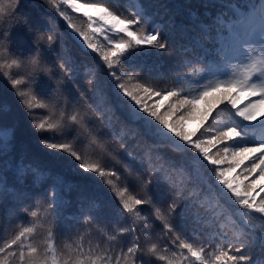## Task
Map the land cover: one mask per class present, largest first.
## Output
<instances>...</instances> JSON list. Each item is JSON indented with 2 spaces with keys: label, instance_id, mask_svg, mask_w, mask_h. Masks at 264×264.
Masks as SVG:
<instances>
[{
  "label": "snow or ice",
  "instance_id": "obj_1",
  "mask_svg": "<svg viewBox=\"0 0 264 264\" xmlns=\"http://www.w3.org/2000/svg\"><path fill=\"white\" fill-rule=\"evenodd\" d=\"M49 2L55 4V0H49ZM63 3L70 5L77 12L84 11V6L78 5L75 0H63ZM88 7L96 10L95 19L87 11H84V14L90 21L88 28L91 31H85L76 25H72V27L83 38V42L87 45V48L98 53L102 58L106 69L114 79L116 96L121 100L129 101L128 107L130 111L127 113L128 118L134 121H143L145 132L148 135L171 139L177 150L192 151L197 154L195 157L197 160L203 158L209 165L214 166L212 169L213 176L218 181V184L222 186V191L229 194L232 200L241 208L248 210L244 214L246 224H250L252 213L259 214V219L262 223L259 226L251 225V227H259L261 235H254L250 242L240 241L238 245L229 242L226 248H221L212 253L214 256L212 264H256L251 254L253 249L259 246L264 250V197H261L257 201L256 197L252 195L253 191H255V180L244 183L240 181V176H245L247 180L248 176L256 173L257 169H259L257 179L264 178V111H256L257 103L264 101V57H253L250 55L258 50L250 42L243 43L240 49L231 57L223 53H218L217 59L224 61L225 64L230 63L233 59L239 58H247L249 62L244 65L243 72L238 78L217 81L214 85H197L189 89L178 86L173 87L171 90L162 89L157 91L155 87L144 83L131 85L130 82L134 78L132 76L128 77V83H123L121 82L122 78L116 75L114 69L125 59L131 57L133 54H140L146 48L163 51L167 49L168 44L163 39L162 31L157 28L151 30L142 29L141 31L134 30L142 23L143 14L139 11L125 15L124 13L117 14L116 11L111 10L103 4H91ZM260 7L264 9V3ZM3 12L4 9L0 8V13ZM60 15L64 16L66 20L69 19L63 11L60 12ZM144 20H147V16H144ZM93 25L98 26L93 27ZM105 31L113 35L110 37L106 36L107 45L101 46L93 39V36L97 33L104 35ZM41 39H43L42 36ZM46 39L51 43L54 38L52 35H48ZM258 42L260 45L259 51H264V32L260 33ZM201 56L203 62L207 65V55L201 53ZM16 63V60L12 61V64ZM68 66L69 61L67 60L59 64V68L66 72V79L72 76V73L67 72ZM131 70L133 72L138 71L135 67H132ZM212 71L210 68L195 69L189 67L185 73V78H191L197 72L201 74V78H205ZM219 71V68L215 70L216 73H219ZM11 84L15 88L19 84V81L13 79ZM89 84L91 85L92 81H89ZM233 89L247 91L250 97L256 99H249L247 105L238 107L235 100L230 98ZM213 92H219L221 95L216 99L212 108H209L205 112L197 130L191 133L186 132L182 124V121L185 119V114L191 115L195 112L197 105L201 101H205ZM17 95L23 98L21 103L29 113L34 107H47V104L43 102L37 103V97L35 95L31 98H27L24 92H18ZM160 95H165L166 99L174 98V102L168 106L169 110L164 113H160L153 107H149L144 99V97ZM218 105H223V107H217ZM229 105L234 111L228 110ZM226 110H228V121H218L216 115ZM88 112L95 113L97 118L103 115L102 106L95 101L86 103L84 109L85 115ZM177 113H180L179 118L169 122L167 117ZM85 115H80L79 113L72 114L69 120L70 122L81 124L85 119ZM209 119L212 121L211 125L205 123ZM253 122H258L261 129L262 134L259 139H252L250 137L249 129L254 127ZM32 126L38 132L56 128V125L51 123L46 124L44 121H33ZM221 128L223 129L222 131L220 130ZM197 132H200L201 136H205L207 133L215 134L206 139H193ZM40 143L48 149L68 154L78 162L77 168L79 170L85 173L96 174L102 181H104L107 175H116L115 173H106L105 169L98 163H90L86 160L80 162L82 157L67 143L50 142L48 139H41ZM216 145L229 146L223 147V155L219 152L213 155L210 152L209 146L215 147ZM7 146L0 145V151H3ZM225 161L228 162L227 167L222 166ZM245 161H250V163L235 177L230 178V174L236 172V169L240 168ZM165 173H168V170L162 164L157 171H151L146 176L140 178L142 181L140 188L145 192L143 197L129 195L128 188L116 190V195L119 197L121 209L125 215L130 216L134 214L138 218L143 219L140 216V206H153L155 219L162 223L166 233L175 234L173 219L178 209H180L181 204L172 200L164 207H157L150 194L153 176L163 175ZM168 174L170 175L171 173ZM104 182L109 186L113 185L112 179H107ZM173 191H177V189L173 188ZM260 191L264 192V187H261ZM58 195L60 194L54 192L48 198V209H51L53 213L60 207V201L57 200ZM22 210L25 212L29 211L28 208H23ZM30 217L37 218V211H31ZM89 219H91L90 216ZM33 231L34 229L32 227H24L15 238L9 243H6L4 247H0V253H5L6 249L17 246L20 249L19 259L23 261V264H101V262L103 264H111L113 259L111 255L105 258L102 255H96L94 252L85 253L83 247L80 245L76 249L69 248L66 258L58 256L50 239L52 236L51 229L48 231L49 240L46 242V247L43 252L38 251V248L32 244L27 246V251L25 252L22 248L23 240H26ZM120 231L124 233L135 231V229L123 228ZM110 239L114 240L115 237H111ZM172 243L177 244L181 250V255H183V250H187L190 256L195 258V261L199 262V264H209L208 259H206L208 253L204 247L196 248L186 240L180 239L179 235H176ZM50 251L51 255L49 256L48 253ZM143 251L140 245L135 243L133 246L128 247L126 252L115 257L116 264H136L137 259H139L138 254L142 255ZM148 251L155 254L157 252V245L153 243ZM13 255L15 253L8 252L7 255L0 257V264H8L9 258ZM175 255L173 253V256ZM159 259L167 260L168 264H174V261L168 259L166 256H160ZM141 264H143L142 260Z\"/></svg>",
  "mask_w": 264,
  "mask_h": 264
},
{
  "label": "trees",
  "instance_id": "obj_2",
  "mask_svg": "<svg viewBox=\"0 0 264 264\" xmlns=\"http://www.w3.org/2000/svg\"><path fill=\"white\" fill-rule=\"evenodd\" d=\"M101 1H99V3L101 2V4H103L104 6L110 8V6L108 5V2L106 0H101ZM75 2L78 5H83L84 7H88L91 4H96L94 1H91V0L82 1V3H80L79 0H75ZM68 6H70V5H68ZM0 7H1V5H0ZM90 9L91 10H94L92 8H90ZM72 11L75 12L74 15H72V16H68L67 15L68 18H69V19H67V21L69 22L70 26H72V25H76L77 26V24H79L80 22L83 23V22H87L88 21L90 23V21L88 20V17L85 14H82L81 12L75 11L73 8H72ZM95 13H96V10L90 12L89 14L92 15V16H94ZM80 28L83 29V30H85V31H88V29H85V25L84 24H82L80 26ZM74 33L77 36V38L80 41V43L83 44L87 48V45L83 42V38L79 36V33H77V32H74ZM106 36H108V35L101 36V35H98V34H94L93 39L98 44H100L101 46H105V45H107V39L105 38ZM121 66H123V62L121 63ZM123 81H124V79L122 78L121 79V82H123ZM220 94L221 93H219V92H213V93H211V95L209 97H207L205 101H201L197 105V110L195 112H193L191 115H185V119L182 121V124H183V128H184V130L186 132L191 133V132L197 130L198 126L201 124V120L203 119V116H204L205 112L209 108H212L213 104H215L216 99L219 97ZM167 102H169V101H167V99L165 98V95H160V96H158V102H156V101L151 102V107H153L156 110H158V109H165ZM157 103H159V105ZM263 109H264V103L258 105L257 108H256V111H262ZM210 121H211V119H209V121H206L205 123L208 124V123H210ZM249 163L250 162L245 161L244 164H242L240 166V168H237L236 169V172H235V176L238 173H240L241 170L246 165H248ZM227 165L228 164L225 161L223 167H227ZM258 176H259V173L257 175L252 174L251 176H248L247 177V180H246L245 179V176L241 175L240 176V181H243L244 183H247L248 181L255 180V185L256 186H255V191H253V193L257 197H259V199H260L261 197H264V192L260 191V188L261 187H264V178L257 179Z\"/></svg>",
  "mask_w": 264,
  "mask_h": 264
},
{
  "label": "rangeland",
  "instance_id": "obj_3",
  "mask_svg": "<svg viewBox=\"0 0 264 264\" xmlns=\"http://www.w3.org/2000/svg\"><path fill=\"white\" fill-rule=\"evenodd\" d=\"M89 10H91V9L90 8H84V11H89ZM84 11H82V12H84ZM123 66H125V65H123ZM123 66H121V68H120V77H122L124 79L123 83H128V77L131 76V74L126 72L124 70ZM130 83H131V85L137 84V82L134 79H132ZM144 99H145V102L148 104L149 107H151V102H153V101L158 102V96L144 97ZM157 104L159 105V103H157ZM169 104H171V102H167L166 103V108L165 109H158V111L160 113H164L165 111H168L169 110V108H168ZM179 115H180V113H177L176 115H170L168 117L169 122H172L173 120H177ZM196 136L203 137V136L200 135V132H197ZM215 147L209 146V149L211 148L210 152L212 154L215 153Z\"/></svg>",
  "mask_w": 264,
  "mask_h": 264
},
{
  "label": "clouds",
  "instance_id": "obj_4",
  "mask_svg": "<svg viewBox=\"0 0 264 264\" xmlns=\"http://www.w3.org/2000/svg\"><path fill=\"white\" fill-rule=\"evenodd\" d=\"M37 35H39V33H37ZM46 43H48V46H50V43L48 41Z\"/></svg>",
  "mask_w": 264,
  "mask_h": 264
}]
</instances>
